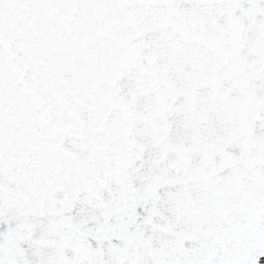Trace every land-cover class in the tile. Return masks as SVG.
<instances>
[{
	"label": "snow or ice",
	"instance_id": "6c2138e0",
	"mask_svg": "<svg viewBox=\"0 0 264 264\" xmlns=\"http://www.w3.org/2000/svg\"><path fill=\"white\" fill-rule=\"evenodd\" d=\"M0 264H264V0H0Z\"/></svg>",
	"mask_w": 264,
	"mask_h": 264
}]
</instances>
